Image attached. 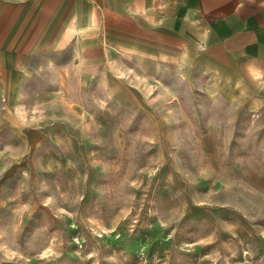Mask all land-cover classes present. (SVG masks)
<instances>
[{
  "label": "rangeland",
  "instance_id": "374dc122",
  "mask_svg": "<svg viewBox=\"0 0 264 264\" xmlns=\"http://www.w3.org/2000/svg\"><path fill=\"white\" fill-rule=\"evenodd\" d=\"M96 68L0 97V264H264L260 99Z\"/></svg>",
  "mask_w": 264,
  "mask_h": 264
},
{
  "label": "crops",
  "instance_id": "0c3cea01",
  "mask_svg": "<svg viewBox=\"0 0 264 264\" xmlns=\"http://www.w3.org/2000/svg\"><path fill=\"white\" fill-rule=\"evenodd\" d=\"M99 61L209 92L245 90L264 109V0H0L8 108L12 94L20 105L28 79L61 86L66 76L94 75Z\"/></svg>",
  "mask_w": 264,
  "mask_h": 264
},
{
  "label": "bare ground",
  "instance_id": "6f19581e",
  "mask_svg": "<svg viewBox=\"0 0 264 264\" xmlns=\"http://www.w3.org/2000/svg\"><path fill=\"white\" fill-rule=\"evenodd\" d=\"M32 160V159H31Z\"/></svg>",
  "mask_w": 264,
  "mask_h": 264
}]
</instances>
